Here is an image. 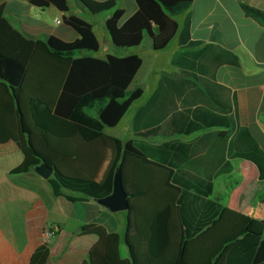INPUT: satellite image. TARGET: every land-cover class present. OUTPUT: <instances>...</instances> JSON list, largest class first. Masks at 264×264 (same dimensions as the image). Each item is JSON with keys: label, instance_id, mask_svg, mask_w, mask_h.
Here are the masks:
<instances>
[{"label": "trees", "instance_id": "obj_1", "mask_svg": "<svg viewBox=\"0 0 264 264\" xmlns=\"http://www.w3.org/2000/svg\"><path fill=\"white\" fill-rule=\"evenodd\" d=\"M27 1L40 9L69 10L67 0ZM74 1L88 14L106 17L107 37L117 49L138 47L147 36L153 50L160 52L176 39L179 53L171 65L179 73L160 75L132 119L133 138L111 139L115 157L98 186L94 178L105 155L104 131L115 128L142 95L140 88L128 91L141 58L94 57L99 42L92 26L76 16L64 19L79 36L74 42L27 39L0 9V91L6 95L0 99V143L13 141L23 155L11 174L27 173L43 162L53 171L47 180L53 196L75 202L109 195L119 170L129 203L123 240L129 259L120 258L117 234L88 225L81 235L94 234L99 240L86 264H264V224L210 198L214 178L231 172L232 159L251 162L264 180V152L245 128L236 125L229 91L202 65L210 46L190 40L187 15L182 23L177 21L193 0H135L136 12L123 23V12L113 0ZM242 9L264 25V12ZM37 54L50 60L54 89H45L35 79ZM225 61L236 64L231 55L216 63ZM208 129L217 131L197 141L144 142L158 135L187 137ZM64 191L81 197L63 195ZM48 255L43 244L30 264H46Z\"/></svg>", "mask_w": 264, "mask_h": 264}, {"label": "crops", "instance_id": "obj_2", "mask_svg": "<svg viewBox=\"0 0 264 264\" xmlns=\"http://www.w3.org/2000/svg\"><path fill=\"white\" fill-rule=\"evenodd\" d=\"M113 1L115 8L123 12L122 23L137 10L135 0ZM67 5L69 10L61 12L53 6L37 8L27 0H0L2 15L9 24L23 37L33 41H45L49 37H55L63 42H74L79 36L64 23V19L76 16L86 20L91 24L99 42V51L93 56L103 60L109 54L106 48L112 45L104 27L106 17L88 14L74 0H67ZM242 6L264 12V0H193L187 12L178 17L177 21L182 23L187 15L190 40L202 43V46H210L201 59L202 65L212 72L217 84L229 91L232 100L231 113L236 125L245 128L264 152V25L246 16ZM95 16H100L96 22ZM144 42L143 38L138 47L125 50L119 56L137 54L141 58L142 65L132 81L134 82L144 62L143 56L137 51L149 48L153 54L149 74L157 76L150 87L147 85L148 72L143 74L135 86L142 90L141 97L133 103L115 128L104 131L105 155L94 178L98 186L104 183L115 157V146L111 139H120L118 136L106 135V131L124 129L128 137L120 140L133 138L132 119L153 93L160 75L179 73L171 65V61L179 53L176 39L171 43L175 49L165 65L161 61L166 56L167 49L156 52L150 39L148 43ZM229 55L235 58L236 64L225 61L217 65L219 58L229 60ZM49 64L48 57L36 55L33 64L35 79L45 89L52 86ZM167 66L169 70L166 69ZM58 78L57 75L56 79ZM2 98H6V95L0 91V99ZM213 131L217 129L196 132L187 137L158 135L144 139V142L151 145H160L175 139L191 142ZM108 148L112 151V158ZM22 160L23 155L13 141L0 143V264H30L33 253L44 243L42 230L49 225L56 226L58 233L47 243L49 255L46 264H86L90 250L99 240L94 234L81 235L82 227L88 225L100 227L106 234H117L120 239V258L129 259L123 241L126 212L111 213L92 198H80V195L66 191L63 195H71L80 200L70 202L64 196L55 197L47 180L39 177L33 169L20 175L11 174V170ZM230 163L231 172L214 178L210 198L218 201L224 208L264 224V180L259 179L257 168L251 162L232 159Z\"/></svg>", "mask_w": 264, "mask_h": 264}, {"label": "water", "instance_id": "obj_3", "mask_svg": "<svg viewBox=\"0 0 264 264\" xmlns=\"http://www.w3.org/2000/svg\"><path fill=\"white\" fill-rule=\"evenodd\" d=\"M32 169L39 177L45 180H48L53 173L52 169L43 162L34 165ZM94 200L111 213L128 211V196L124 192L120 172L118 169L114 172L113 175L112 192L105 197Z\"/></svg>", "mask_w": 264, "mask_h": 264}, {"label": "rangeland", "instance_id": "obj_4", "mask_svg": "<svg viewBox=\"0 0 264 264\" xmlns=\"http://www.w3.org/2000/svg\"><path fill=\"white\" fill-rule=\"evenodd\" d=\"M88 17H92V16L88 15ZM95 17H96L95 18V22H96V21H98L100 16H95ZM144 40H145L144 43H148L147 41L149 40V38L147 36H144ZM145 45L146 44H144L143 47H145ZM174 49H175L174 44H171L167 48V52L165 53L166 56L163 57L162 61H161V63H163V65L166 64V61H168L167 58H169L171 56V54L173 53ZM106 50H108L109 54H114V55H119V54L123 53V51H125V49L124 50L123 49H117V48H115L112 45L109 48L107 47ZM137 53H139V54H141L143 56V59H144L143 67H142L141 71L139 72V74L137 75L136 80L134 82H132L131 86L128 88L129 92L133 91L136 88L135 87L136 83L139 81V79H142V76H143V74L145 72H148V76L149 77H148V80H147L148 81L147 85H149L150 87L153 85V81L155 80V77L157 76L156 74H152V75L149 74L150 67L153 64V62L151 61L153 54L150 52V49L148 48V50L147 49L138 50ZM154 66H155L156 69H159L157 67V65L154 64ZM164 67H166V66H164ZM166 69L169 70V66H167ZM124 132H125L124 129L108 130V131H106V135H108V136H118L120 139L123 140L126 137H128L127 131L125 133ZM129 136H130V134H129ZM109 150L110 149L108 148V152H110V156H111L112 151L111 150L109 151ZM111 158H112V156H111ZM110 161H111V159H110ZM217 187H218V184H217ZM217 190H218V188H217Z\"/></svg>", "mask_w": 264, "mask_h": 264}, {"label": "built area", "instance_id": "obj_5", "mask_svg": "<svg viewBox=\"0 0 264 264\" xmlns=\"http://www.w3.org/2000/svg\"><path fill=\"white\" fill-rule=\"evenodd\" d=\"M58 233V228L56 226H45L42 230L43 244H47L52 240Z\"/></svg>", "mask_w": 264, "mask_h": 264}]
</instances>
